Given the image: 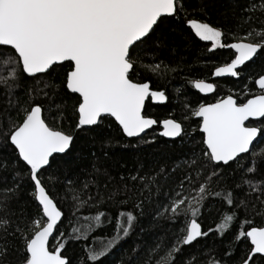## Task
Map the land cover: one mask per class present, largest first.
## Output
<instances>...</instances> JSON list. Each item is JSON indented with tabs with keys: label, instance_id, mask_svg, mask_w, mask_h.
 <instances>
[{
	"label": "snow or ice",
	"instance_id": "snow-or-ice-1",
	"mask_svg": "<svg viewBox=\"0 0 264 264\" xmlns=\"http://www.w3.org/2000/svg\"><path fill=\"white\" fill-rule=\"evenodd\" d=\"M193 36L247 83L146 115ZM0 264H264V0H0Z\"/></svg>",
	"mask_w": 264,
	"mask_h": 264
},
{
	"label": "trees",
	"instance_id": "trees-1",
	"mask_svg": "<svg viewBox=\"0 0 264 264\" xmlns=\"http://www.w3.org/2000/svg\"><path fill=\"white\" fill-rule=\"evenodd\" d=\"M226 6V5H225ZM222 7L217 5L210 9L211 19L209 22L216 21L220 12L222 11ZM200 18V17H196ZM190 31V30H189ZM206 42L199 41L194 36L192 37L191 42L187 46V48L182 47L180 52L178 53L177 58H183L185 62L181 67L182 71L177 72H168L167 75H162L160 77L151 76L150 73H142V76L150 78L152 81V87L154 90H164L168 99L164 104H152L148 99L144 112L146 115L155 118L157 120H162L165 118H170V116H175L177 119L180 118V109L182 104L194 98L195 95L199 94L195 89L191 88L188 81L197 78H204L212 81L213 83H218L220 85L218 92L216 95H225L228 93L229 89H232L234 92H238L244 86V83H247V76L244 77L243 81H240L238 78H220L215 79L211 77L210 73L213 70L214 66L221 65L228 58V50H217L214 56H211V63L207 65V67L202 66H194L192 67V71H189V67L194 65V56L200 54L204 51V47ZM207 46H210L208 44ZM206 58L208 54H205ZM167 62V61H166ZM203 64V60L200 62ZM172 67H176L175 64ZM180 90L179 92L177 90ZM207 102H213V95L204 97ZM65 128H68V122H65ZM157 131L160 129L157 128ZM149 135L152 134V130L148 131ZM116 151H120L117 149ZM202 227L204 230H207L210 227H214V221L212 217H208L202 222ZM230 234L225 235L223 238L225 241L229 238ZM211 243V241H208ZM204 242L202 241L200 244H197L196 247H201ZM67 255H73L79 251V246L73 245L69 242L66 245Z\"/></svg>",
	"mask_w": 264,
	"mask_h": 264
},
{
	"label": "water",
	"instance_id": "water-1",
	"mask_svg": "<svg viewBox=\"0 0 264 264\" xmlns=\"http://www.w3.org/2000/svg\"><path fill=\"white\" fill-rule=\"evenodd\" d=\"M215 79H220V78H227V77H219V78H217V77H214ZM209 82H212V81H209ZM202 95V94H201ZM211 95V94H210ZM210 95H208V96H210ZM149 100H150V102L152 103V104H164L166 101H164V102H154V101H152L150 98H149ZM146 102H147V100H146ZM146 102H145V104H146ZM151 130V129H150ZM150 130H148V131H150Z\"/></svg>",
	"mask_w": 264,
	"mask_h": 264
}]
</instances>
